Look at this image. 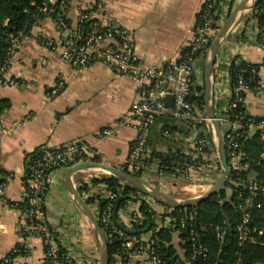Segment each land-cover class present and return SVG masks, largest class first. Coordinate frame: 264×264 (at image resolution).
Here are the masks:
<instances>
[{
    "label": "crops",
    "instance_id": "1",
    "mask_svg": "<svg viewBox=\"0 0 264 264\" xmlns=\"http://www.w3.org/2000/svg\"><path fill=\"white\" fill-rule=\"evenodd\" d=\"M88 4L93 0H75ZM74 1V2H75ZM205 0H103L111 20L125 28L130 35L133 52L143 64H164L178 59L192 38V30L198 11ZM242 0H222L218 26ZM253 6L247 8L234 22L221 42L211 80V105L214 115L227 113L231 88L228 67L234 59L259 65L264 62V45L257 42L258 24L252 15ZM73 22L76 13L70 11ZM54 36L52 23L44 18L23 37L10 62L8 76L15 87L0 86V101L6 108L0 114V168L4 185L0 198V259L16 246L27 248L28 256H19L14 264H41L43 248L37 237L21 239L17 227L23 223L24 215L12 204L22 201L25 189V156L39 147H56L73 142H84L95 151L100 163L121 169L136 137V131L127 125L117 124L138 98V88L128 77H116L101 62L74 68L51 53L38 40L37 35ZM204 59L195 63V86L203 82ZM261 77L264 80V69ZM63 82L60 92L48 99L47 92L57 83ZM264 84V83H263ZM264 88V85L261 87ZM243 105L251 117L264 116V91L245 93ZM204 114L203 111H200ZM159 118L151 126L148 135L150 157L155 169L141 180L147 185L180 200L195 198L203 187L208 190L221 176L216 142L213 138L211 169L205 171L196 186H191L180 170L165 171L157 164L156 155L182 150L191 144V132L172 122L174 134L164 138L162 129L168 125ZM103 129H110L109 136H99ZM251 132L250 136L252 135ZM107 173L98 170H83L73 174L74 187L80 195L95 193L88 185L100 181ZM257 172L248 170L244 178H254ZM95 183V182H94ZM80 190V191H79ZM226 198L232 190L224 189ZM92 197V196H90ZM94 198V197H92ZM92 198H83L86 203ZM152 207L161 209L162 204L148 199ZM88 204V203H87ZM47 226L58 236L59 245L77 261L83 256L88 264H99L98 245L92 227L73 202L62 184V172H53L44 196ZM89 205V204H88ZM117 221L127 225V218L118 212ZM171 244L181 259H186L178 233L170 234ZM148 239V238H145ZM129 264H148L131 260Z\"/></svg>",
    "mask_w": 264,
    "mask_h": 264
},
{
    "label": "built area",
    "instance_id": "2",
    "mask_svg": "<svg viewBox=\"0 0 264 264\" xmlns=\"http://www.w3.org/2000/svg\"><path fill=\"white\" fill-rule=\"evenodd\" d=\"M41 1L40 13L42 17H35L32 27L44 18L52 23L54 36L37 35L38 40L51 53L74 68L85 67L93 62H101L114 76L130 78L139 90L137 100L116 121L117 124L130 126L136 131V137L126 159L127 173L141 179L142 176L155 169V163L150 160L149 130L157 119L169 117L172 122L187 128L192 134V140L190 146L182 150L172 151L167 155L174 157V162L179 166L176 169L180 170L190 184L195 183L191 185L192 187L196 186L197 182L201 180L200 177L204 173L208 174L205 171L211 169L212 149L209 142L213 138L209 137V131H212V127L208 119L194 104H190L189 98L192 95H200V93L193 91L196 82L195 63L199 54H207L217 33L218 29L213 30L210 26V15L220 13L222 0L204 1L196 16L192 38L186 48L181 51L177 60L153 65L138 61L133 52L129 32L112 22L107 5L103 0H93L88 4L75 0ZM71 10L76 13L73 22L69 16ZM25 36L24 32L9 35L8 58L4 64L0 65V86L15 87L17 85V82L8 76V71L16 49ZM238 60L237 58L234 59V63L237 64ZM263 69L264 62L259 64L256 69H252V74L260 82L258 89L264 85V80L261 77ZM238 83V86L234 88L235 93L239 91L249 92L248 86L241 80ZM62 88L63 82L57 81L47 92L46 97L50 99L56 96ZM232 93L231 89V96ZM168 96L172 97L170 107L165 105V99ZM243 100V98L236 96L234 100L229 102L227 113ZM227 113L215 115V121L224 140L230 171L235 172L230 183L236 194L235 210L239 213V218L234 226L237 251L234 254L233 264H248L244 257V250L248 245L254 244L257 237L264 235V222L260 221L255 224L253 217V214L264 209V121L243 126L240 124L239 114H234L233 120H228ZM254 130L261 142V153L257 162L260 174L257 173L254 178H244L239 172H246L249 167L247 164H240L242 155L238 153L239 140L243 138L246 131L252 132ZM110 134V129H103L99 132L100 137ZM162 136L172 138L178 135L174 134L171 127L164 126ZM43 149L45 150L42 156L33 160L29 167V174L25 179L28 190L25 191L22 200L27 202L28 208L23 213L24 221L17 227V233L21 239L32 236L40 240L43 248L41 264H46V262L47 264H88L85 256L76 261L65 250L64 254H58L60 246L58 236L47 226L44 196L53 172H63L66 168L84 162H100H98L93 148L84 142H73ZM1 176L0 168V178ZM95 184L97 190L94 195L87 192L81 197L88 199L94 197L92 199L95 202L88 206L102 231L104 229L103 233L108 242V249L112 252L111 264H129L134 259L140 262L146 259L148 264H161L155 253L154 244L158 241L156 234L162 229H168L171 235L178 233L182 246L186 242L189 244L188 250L185 247L181 248L186 255L183 264H191L196 259L206 260L208 258V248L201 240L194 224V218L192 214H187L184 208L173 209L162 206L163 208L158 209L152 207L148 202V199L152 200L151 198L142 193L136 195L130 193L129 195L134 202L124 203L115 212L114 220V204L125 193L126 187L129 185L118 181L112 188L103 182H91L88 186L95 187ZM3 189L4 185L0 182V198L5 201ZM202 189L203 187L198 188L196 193L203 194L204 189ZM98 200L104 202L102 208L97 206ZM142 203L149 205L148 213L153 225L147 231L134 233L130 231L131 228L144 225V217L140 212ZM118 212L126 216L128 222L126 226L118 223ZM224 234V228L215 227V239L217 241L222 242ZM28 253L27 248L16 245L11 252L0 259V264H14L17 257H27ZM173 264H182L179 256L176 255Z\"/></svg>",
    "mask_w": 264,
    "mask_h": 264
},
{
    "label": "trees",
    "instance_id": "3",
    "mask_svg": "<svg viewBox=\"0 0 264 264\" xmlns=\"http://www.w3.org/2000/svg\"><path fill=\"white\" fill-rule=\"evenodd\" d=\"M41 3V0H0V65L4 64L8 58L7 48L9 45V35H15L19 32H24V34L27 35L34 24L35 17H42V14L40 13ZM252 12L253 18L257 21L259 29L257 42H260L264 45V0H257L253 6ZM210 16L211 28L213 30L218 29L219 26L217 23L219 20V14L212 13ZM205 56V53H201L198 55V58L204 59ZM234 59L230 62L228 67L229 84L233 91L230 101L234 100L236 96L243 99L245 97V93L241 91L237 93L234 92V88L238 86V82L240 80L248 86L249 91H254L260 87L258 78L252 74V69H256L258 65L249 64L240 59L238 60L237 64H235ZM203 89V82L199 86L194 85L193 91L200 93V95H192L189 98L190 104H194L199 111H203L204 109ZM5 108L6 106L4 102L0 101V114ZM234 114H239L240 124L243 126H246V124L250 123L257 124L258 122L264 121V116L251 117L248 115L244 108L243 102L237 103L236 107L227 113L228 120H233ZM161 118H165L164 121L168 124L166 126H169L171 129H173V126L170 125L169 117ZM250 134L251 132L246 131L243 138L239 140L238 153H241L242 155L240 164H247L249 170H253L260 174V169L257 166V162L259 161V155L261 153V142L257 133L253 137L250 136ZM209 145L211 148L213 147L211 140ZM43 148L45 147H39L34 152L25 156V174L23 177V186L25 191L28 190L25 179L29 174V167L31 166L33 160H36L42 156L45 150ZM48 151L50 150L48 149ZM167 154L168 153L156 155L154 157L157 158L159 167H162V169L165 171H171L178 168V164L174 162V157H170ZM150 160H153L152 157H150ZM227 161H229L228 157ZM122 170L128 172L126 166L123 167ZM234 173L235 172L231 171L229 181L225 187L232 190V196L230 198L227 199L224 190H222L196 207L184 208L187 214H192L196 229L209 252L208 258L206 260L196 259L191 262V264H233L234 262V254L237 251L234 226L239 218V213L235 210V204L237 203L236 194L234 193L233 186L230 183L231 179L234 178ZM244 173V171L239 172L242 177ZM118 181V179L112 176H105L100 181L95 180L94 182H103L107 184L109 188H112L118 183ZM0 182L2 183L1 178ZM130 193L136 195L140 192L133 187L127 186L125 193L115 202L113 212L118 211L124 203L134 202L133 198L129 195ZM94 202L95 200L92 199L88 200L87 203L91 205ZM12 206L22 213H24L28 208L27 202L25 200H22L16 204H12ZM97 206L102 208L104 206V202L98 200ZM149 208L150 207L147 203L141 204L140 212L144 217V225L141 227L138 226L131 228V232L139 233L147 231L152 227L153 221L151 220L150 214L148 213ZM253 217L255 224H258L260 221L264 222V209L259 213L256 212L253 214ZM216 226H220L225 230L224 240L222 242H219L215 239ZM156 236L158 237V241L154 244V250L161 264H173L174 260L176 259V253L171 244L170 231L168 229H162L156 234ZM183 238H185L184 235ZM183 247L188 250L189 244L186 242ZM243 253L248 264H264V235L257 237L256 242L254 244L248 245ZM58 254H64V249H62L60 246ZM111 255L112 252L109 249V264H111Z\"/></svg>",
    "mask_w": 264,
    "mask_h": 264
},
{
    "label": "water",
    "instance_id": "4",
    "mask_svg": "<svg viewBox=\"0 0 264 264\" xmlns=\"http://www.w3.org/2000/svg\"><path fill=\"white\" fill-rule=\"evenodd\" d=\"M257 0H242L225 18L223 23L219 26L217 33L212 40L209 50L205 56V61L203 65V100H204V115L208 119L211 127L214 140L216 142L217 152L222 167V174L220 178L203 194L195 198L180 200L173 198L149 185L144 183L140 178L135 177L121 169H117L111 166H108L103 163L96 162H84L73 167L66 168L62 172V184L69 193L73 202L77 205L81 213L85 216L87 221L92 227L93 234L96 238L98 245V259L99 264H109V249L108 242L105 238V235L102 231L101 226L99 225L96 217L91 211L90 207L86 201L81 197L73 184V174L78 171H83L87 169L98 170L107 173L109 176H112L118 179L121 182L126 183L127 185L137 189L143 195L151 198L152 200L162 204L168 208H189L196 207L200 203L204 202L211 196L218 194L226 187L229 177H230V167L227 161V155L225 150L224 140L222 138L220 128L215 121V115L211 105V80L213 76V66L215 58L219 49L221 42L224 40L226 33L237 20V18L247 9L256 3ZM256 92L264 91V88L256 89ZM172 103V97L168 96L165 99V105L170 107ZM256 131H253L252 135H255ZM115 220V212L113 215ZM126 231V230H125Z\"/></svg>",
    "mask_w": 264,
    "mask_h": 264
}]
</instances>
